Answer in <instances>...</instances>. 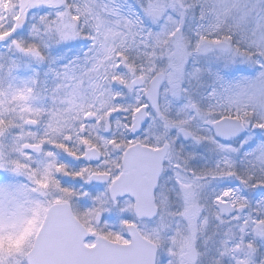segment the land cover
<instances>
[{
    "label": "snow or ice",
    "instance_id": "1",
    "mask_svg": "<svg viewBox=\"0 0 264 264\" xmlns=\"http://www.w3.org/2000/svg\"><path fill=\"white\" fill-rule=\"evenodd\" d=\"M0 264H264V0H0Z\"/></svg>",
    "mask_w": 264,
    "mask_h": 264
}]
</instances>
